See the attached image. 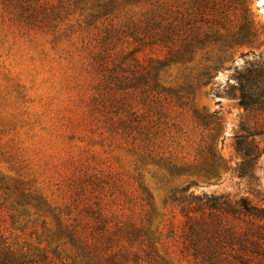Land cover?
Masks as SVG:
<instances>
[{
  "label": "rangeland",
  "instance_id": "obj_1",
  "mask_svg": "<svg viewBox=\"0 0 264 264\" xmlns=\"http://www.w3.org/2000/svg\"><path fill=\"white\" fill-rule=\"evenodd\" d=\"M246 62L264 0H0V264H189L193 193L264 207Z\"/></svg>",
  "mask_w": 264,
  "mask_h": 264
},
{
  "label": "trees",
  "instance_id": "obj_2",
  "mask_svg": "<svg viewBox=\"0 0 264 264\" xmlns=\"http://www.w3.org/2000/svg\"><path fill=\"white\" fill-rule=\"evenodd\" d=\"M235 79L239 105L256 118L235 136L242 159L239 176H246V163L260 155L259 146H252L248 138L264 133V62H246ZM191 196L193 204L183 207L181 235L182 254L189 264H264V207L246 196L205 192Z\"/></svg>",
  "mask_w": 264,
  "mask_h": 264
}]
</instances>
